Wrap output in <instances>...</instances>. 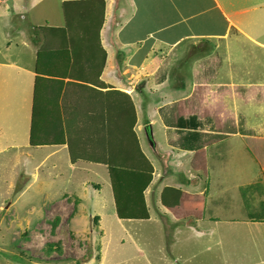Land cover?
<instances>
[{
  "label": "rangeland",
  "instance_id": "374dc122",
  "mask_svg": "<svg viewBox=\"0 0 264 264\" xmlns=\"http://www.w3.org/2000/svg\"><path fill=\"white\" fill-rule=\"evenodd\" d=\"M64 1L71 0H0V63L10 65L0 70V113L3 114L0 118V264H217L222 252L217 245L223 239L225 249L229 238L231 244L226 254L232 252L238 262L243 261L241 251L262 254L264 233H260L258 225L264 222V50L258 53L234 29L228 30V36L222 40L193 35L188 38L196 42L195 60L171 63L170 57L166 62L172 68L168 80L161 83L153 78L145 83L140 94L141 122L148 119L146 130L152 132L159 145L156 153L149 150L148 135L143 127L140 148L153 172V181L145 192L150 219L122 220L115 213L104 164L87 159L80 162L90 169L87 172H69L64 168L61 177L44 174L52 173L50 167L57 156L45 160L43 151L36 146L51 137H59L62 128L67 129L69 138L71 130H75L73 133L79 135V139L90 133L76 132L79 130L76 114L88 109L85 105L74 107L76 96L66 94L59 98L63 109L60 103L59 109L54 108L52 100L48 99H40L37 108L34 106L40 89L50 86V81L45 80L52 78L42 80L37 93L36 69L43 74L56 73L53 76L59 77L61 82L69 79L61 80L60 73L70 77L71 70L80 72L78 66L67 68L69 65L56 55L67 53L65 39L56 38L57 28L61 25L64 28L61 5ZM104 1L108 15L105 23L110 29L109 22L122 10L118 8L121 1ZM256 1L233 0L235 8L226 11L230 26L244 30V36L251 37V41L257 32L264 36L260 32L264 26L262 5H258V14L253 9L242 12L238 6L254 5ZM197 21L193 20L189 26ZM133 25L134 18L130 21L127 18L123 28L141 31ZM252 28L255 29L251 31ZM84 37L90 46V41ZM126 37L130 38L131 33ZM103 48L108 52L113 50L111 45ZM181 49L179 46L177 51ZM37 50L41 58L35 60ZM95 51L90 46L87 52L77 54L75 59H79L81 72L97 71L92 61L99 58ZM202 67L205 71H201ZM59 70L62 71L57 73ZM214 71L213 76L208 74ZM198 83L204 86L202 103L205 106L211 95L220 99L215 94L220 90L224 103L216 105H224V111L207 108L212 116L197 115L195 122L199 118L207 120L202 129L212 132L225 121V126L246 139L244 144L240 137H228L207 146L205 177L200 176L190 183L188 180H194L193 170H196L192 161L189 163L190 158L187 159L191 153H183L175 146L174 134L167 132L161 121H156V111L152 109L153 114H150L149 110L154 95L157 99L167 96L171 99L176 94L189 96L193 85ZM31 96L34 98L27 103ZM204 105L200 106L201 110L206 109ZM25 109L30 111L27 119ZM50 113L57 121L46 120ZM149 118L154 120L150 126ZM243 121L245 127H242ZM98 141L96 137L88 144V154L95 152L98 145L93 143ZM259 173L260 180H256ZM252 180L255 182L245 185ZM197 186L196 190L209 189L210 200L202 219L189 218L185 223L195 231L205 232V236L182 228L167 213L160 199L165 191H171L169 188L191 191ZM149 194L154 198L152 201ZM199 195L206 197L204 193ZM232 224L239 227L230 236L228 231Z\"/></svg>",
  "mask_w": 264,
  "mask_h": 264
},
{
  "label": "crops",
  "instance_id": "0c3cea01",
  "mask_svg": "<svg viewBox=\"0 0 264 264\" xmlns=\"http://www.w3.org/2000/svg\"><path fill=\"white\" fill-rule=\"evenodd\" d=\"M120 1L121 3L119 4L118 8L122 7V10L119 11L118 15L117 13H115L116 15L113 16L114 21L112 20L109 22V25H111L110 29L109 26L106 27L105 22L108 19V15L106 14L107 8L105 9L104 24L99 34V45L100 48L102 47V49L106 52L107 60L102 72L98 76V79L95 77L96 73H79V75H84V77L89 80L84 81L80 78L76 81L72 79L70 80L68 76H63V72L60 73L62 70H59L57 71V73H60L61 80L62 78L69 79V81L61 82L60 80H58L59 77L57 79L53 76L56 73L43 74L39 72L38 69H36L35 76L38 77V81L35 77L34 82L38 84L37 93L41 85V81L47 78H52L50 80H45L50 81V86H44L40 89L38 93L39 96H37L36 100H34L35 108H37L38 101L40 99H48L52 100L54 108L56 107L57 109L58 107L59 109L60 103V109H63L61 108V99L60 101H58L59 98L66 94L76 96L77 102L76 104H74V107L78 108L80 105H85L88 107L87 111L77 113L75 116L78 121L76 126L79 128V130H76V132L82 134H84L85 132H90L85 137L79 139V135L73 133L75 130L70 129L72 131V134L71 138H69L70 136L67 132V129L62 128L59 133V137L54 136L51 137L48 141L37 144L36 146H38L43 151L45 160H50L51 158L53 159L57 156L56 161L55 159H53L54 163L50 167V169H53L52 173L47 172L44 174H52L54 176L61 177L63 176L64 168L68 169L69 172L75 170H78L80 172H87L90 169L83 163H80L81 161L84 162L87 159H90L91 163L93 162L104 164L107 172V165L104 163V160H106L109 156L108 148L111 147L110 142H117L119 139L122 140L123 138L128 139L129 132H131L135 134L140 145V133L143 127L145 128V130L143 131H145L148 135V142L146 141V143H148V145L150 146L149 150L156 153L159 149V145L153 138L152 132L150 131L149 133V129L146 130L147 124L145 123V121L148 119H145V121L141 122L139 109L140 94L142 92V88H144L145 86V83H147L151 79L154 78L157 79V81L160 80L161 83H165L168 80L169 75L172 72V68L170 67V65H166V62L170 57H172V59L169 61L171 63L184 62L191 59L195 60L194 56L196 54V50L194 49V47L196 46V42L194 38L188 37L195 35L199 37L202 36L207 38H218V40H222L224 39L222 37L228 36V30L234 29L236 30V32L242 35L254 49H257L258 53H261V50H264V36L259 34V32L254 35L252 41L251 37H249V41L243 34L245 33L244 30L236 29L230 26V22L226 18V11L235 8V3L233 2V0ZM242 1L246 2L251 0ZM255 3L256 4H254V2L252 3L254 5H249L247 3L241 4L238 7L242 8V12H245L248 9H253L254 12L257 13L258 5H262L261 11L264 15V0H258ZM127 18H129V21L134 18L133 26L138 27L139 29H141V31L132 32L129 30V28H123L124 22ZM195 19L198 20L197 24L189 26L190 23ZM105 27L107 28L105 30L106 34L105 38L102 40V35H104ZM254 29L255 28H252L251 31H253ZM56 32V38H59L61 40L65 39L67 43V50H65L67 51V53L59 52L56 55H60V60L63 61V63H67L68 65L69 53L66 32L64 28H62V25L57 28ZM260 32L264 34V26L263 29L260 30ZM129 33H131L130 38L126 37V35ZM22 35L23 34L21 33V37ZM45 38L46 36H44V39L42 40L43 43L45 42ZM236 40L245 41L240 38H237ZM216 42L218 43V41ZM43 43H41L40 45L42 46ZM108 45L113 46V50L111 52H108L103 48ZM179 46L182 49L177 51V48H179ZM121 47H123L124 49H121ZM225 47H227V44ZM40 50H42V48ZM174 51L177 52L173 54ZM35 54L36 60L38 50ZM173 57H180L181 59ZM57 60L58 56H56L55 58V61ZM9 66L10 65L0 63V70L8 68ZM55 66H57V64H55ZM68 67L69 66H67V68ZM132 68L137 69V71L135 72ZM145 71H148V74H143ZM201 71H205V67H202ZM208 74L213 76V74H216V72L214 71L213 73ZM198 85L204 87L202 83H198ZM159 86L161 87V84ZM193 87L195 86L193 85ZM240 87H242V84H240ZM219 91L220 90H218V92H215V94L219 96L220 99H218L214 95H211V98L209 97L207 99L208 106L206 107L208 109H219L221 111H224V105H222L221 107L216 105V103H224V100L221 99V93ZM55 93H57V96L55 95ZM186 97L188 96L176 94L174 98L170 97L171 99H168V96L160 97L157 99L154 95V98L150 100V103L152 105L151 108L154 111L160 110L161 107L165 109L173 103ZM33 98L34 96H31L28 99L27 103H31ZM211 100L213 101V103L211 102ZM208 103L212 104L209 105ZM127 104H132L134 106L135 122L133 125H131L132 113L125 108ZM29 114L30 111L27 110L26 119L27 117H29ZM2 115L3 114L0 113V118L2 117ZM46 120L52 122L57 121L55 115H52V113L46 116ZM149 120L150 121L148 125L150 126L154 123V120L153 118H149ZM157 120L158 118H156V121ZM149 126L148 128H150ZM242 127H245V121L242 124ZM166 131H171V133L174 134L173 130L170 128H167ZM96 137L99 138V141L93 144L98 145V147L93 154H88L87 150L90 149L88 144L92 142ZM233 137H240L239 139H241L245 144L244 139H246V137H242V135H238V133H236L231 135L229 139ZM258 137H253V139L256 140L255 138L258 139ZM153 143L155 144L154 147ZM253 148L254 147L250 149ZM189 163H191V159ZM57 164H59V166ZM261 166L263 167V165ZM193 171L195 173V176L194 180H188L190 181V183L192 181H196L198 178L200 179V176L205 177V173L203 171ZM259 176L260 173L257 175L256 180H260ZM253 182H255V180L249 181L245 185H250ZM150 186L151 183L148 188ZM194 189L195 190L187 192L196 194L204 193L206 195V197L204 196L205 211L206 206L210 200L209 189L196 190L199 189L198 186ZM166 193L167 192L165 191L164 194ZM149 199L152 201L154 198L150 197L149 194ZM145 200L148 206L146 195ZM55 201H58V199H56ZM79 204H82L81 201ZM164 213L166 214V212ZM97 218L99 219L98 216ZM187 219L189 218L183 219V221L177 220V222L182 228L187 227L191 230H194L193 226L185 223ZM243 222L244 221H241V223ZM234 223H237V221H235ZM238 227L239 226H234V224H232L228 231V234L232 236L238 229ZM258 227L260 233H264V222L258 225ZM194 232L195 234L202 236L205 234V232L199 229L196 231L194 230ZM211 232L212 227L209 229V233ZM221 240L222 243L217 245L220 247L218 251H222L221 254L218 255L217 264H264V252L262 254H248L241 251L243 261L238 262V259L232 256V252H230L229 255L226 254V250L231 244V238H229L225 249H223V239ZM218 242L219 240L215 243L217 244Z\"/></svg>",
  "mask_w": 264,
  "mask_h": 264
},
{
  "label": "trees",
  "instance_id": "16d2710c",
  "mask_svg": "<svg viewBox=\"0 0 264 264\" xmlns=\"http://www.w3.org/2000/svg\"><path fill=\"white\" fill-rule=\"evenodd\" d=\"M64 18V30L68 40V65L78 66L79 71L70 72L69 79L84 81L89 80L84 75H79L81 67L79 59H75L78 53L88 51L92 46L99 54L95 58L97 65L96 78L102 72L107 55L100 48L99 34L104 24L106 3L104 0H71L61 3ZM90 41V46L85 40ZM41 45L38 47L40 49ZM39 53V52H38ZM50 54V53H49ZM37 57H41L37 54ZM77 73L75 76L73 74ZM72 76V77H71ZM82 76V77H81ZM100 83V81H99ZM203 87L195 86L188 97L181 99L167 108L156 111L158 120L175 134V146L182 152H190L192 167L196 170L206 171V147L236 134L237 131L230 129L222 123L218 124L217 130L204 132L202 129L207 120L195 117L212 116V111L202 103ZM201 105L206 109L201 110ZM126 110L132 113L131 125L135 122L134 106L127 104ZM152 113V108L149 110ZM244 123V121H243ZM242 123V124H243ZM197 127V128H196ZM242 128V127H241ZM241 134H246L240 132ZM124 139V138H123ZM122 139V140H123ZM117 142L111 141L112 148L104 163L107 165L108 180L114 199L115 213L119 219L142 220L149 219L148 206L144 192L152 181V167L143 154L138 139L134 133L129 132V138ZM187 158V159H189ZM189 159V160H190ZM161 197V203L170 215L176 220L186 218L200 219L203 217L205 198L196 193H189L181 189H171Z\"/></svg>",
  "mask_w": 264,
  "mask_h": 264
}]
</instances>
